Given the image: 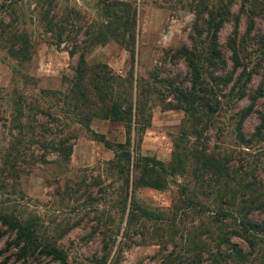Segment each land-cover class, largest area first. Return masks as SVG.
I'll list each match as a JSON object with an SVG mask.
<instances>
[{"label":"rangeland","instance_id":"obj_1","mask_svg":"<svg viewBox=\"0 0 264 264\" xmlns=\"http://www.w3.org/2000/svg\"><path fill=\"white\" fill-rule=\"evenodd\" d=\"M103 1L56 0L58 7L55 13L61 18L69 14V10H74L79 14L76 17L72 15L77 19L75 25L84 28L101 22ZM118 1L131 3L136 9L132 69L134 80L143 88L151 109V126L143 135L141 154L167 164L171 158L172 139L179 132L185 116L181 110L166 109L173 98L160 81L177 77L178 80H186L189 77L185 64L170 62L166 53L182 47L191 49V39L195 37L193 0ZM235 2L233 12L237 14L241 0ZM13 9L16 24L25 28L32 38L33 52L31 61L18 65L6 51L0 49V166L14 143L13 139L19 136L12 126L17 103L24 117L19 118V122H28L25 116L34 120L37 137L41 134L39 125L53 128L56 124L52 118L49 120L42 114L44 111L65 122L61 112L63 105L57 100L58 92L65 91V79L72 77L78 59V55L71 57L68 54L74 45L72 40H66L59 47L53 44L51 35L45 30L47 22L41 18L42 10L35 6L34 0H22ZM10 12L7 7L0 9V15L6 20ZM245 30L246 20L241 18L238 35L242 36ZM255 30L256 33H264V17L256 19ZM220 36L224 56L228 58L230 53L226 41L234 36L232 23L224 26ZM240 56L246 72L253 71L247 87L251 96L263 81L264 62L259 60L258 48L252 42L240 48ZM86 61L89 64H107L119 76H125L130 69L129 53L115 43L93 48L86 54ZM241 71L239 69L234 73L231 64L227 76L233 72L234 79H237ZM230 88L231 84L218 88L220 110L211 117L201 143L231 154L237 161V169L243 166L239 170L242 175L255 177L257 194L254 195L255 207L251 209L250 219L261 224L263 231L255 235L253 248L238 236L231 235L239 229V221L222 217L220 213L226 206L219 205L206 184L200 183L190 173L177 178L164 191L143 188L131 192L129 189L128 204L133 196L143 208L162 215L153 217L152 221L139 218L128 229L129 205L123 212L120 204L121 197L125 195L123 178L118 170L107 165L113 158V152L92 141L85 130L72 121H67L74 135L69 142L72 154L67 163L62 162L50 147L46 149L42 146L45 143L39 146L26 138L20 140V161L26 162L24 166L18 164L24 168L14 190L11 187L13 179L7 174L1 177L4 184L0 188V208L35 220L42 237L55 242L68 261L74 264H162L167 256L174 257L180 247H183V257H187L188 246L185 248L183 245L193 235L197 243V238H200L205 244L213 246V240L220 233L231 236V243L244 252H251L246 263L229 260L221 264H264V208L257 207L259 201H264V131L255 135L260 116L264 115V93L257 98L253 113L244 121L243 131L245 137L251 140V146L242 148L234 128L238 112L250 103L248 99L235 101ZM36 106L40 109L38 112L34 110ZM92 129L112 142L122 143L125 140L119 123L94 119ZM17 155L16 150H12L9 159L15 160ZM42 156L46 163L36 162ZM26 163L31 165L26 166ZM244 169L247 174L243 173ZM187 198L193 203H187ZM238 210L234 206L233 211L237 213ZM234 216L237 214L234 213ZM11 240L9 234H0V264H22L15 250L7 247ZM207 257L205 255L204 259ZM27 264L58 263L50 257L37 256Z\"/></svg>","mask_w":264,"mask_h":264},{"label":"trees","instance_id":"obj_2","mask_svg":"<svg viewBox=\"0 0 264 264\" xmlns=\"http://www.w3.org/2000/svg\"><path fill=\"white\" fill-rule=\"evenodd\" d=\"M0 1V9L4 10L7 7L11 10L6 17L7 20L0 15V49L6 51L18 65L29 62L33 52L32 38L28 36L25 28L16 24L13 17L14 5L22 0ZM34 4L42 10L41 18L47 22L45 30L51 35L53 44L59 47L66 40H72L74 45L68 54L71 57L78 55L73 75L65 79L67 87L64 92H58L57 97L63 105L61 112L66 123L44 111L42 114L49 120L52 118L56 124L53 128L39 125L41 134L37 137L34 120H29V117L25 116L28 122L24 124L19 122V118L24 117L20 104L17 103L18 108L15 109L16 115L12 118V126L19 136L13 139L14 143L6 152L0 166V179L7 174L13 179L12 190L18 186L21 169L24 168L18 164L23 165L26 162L20 161L22 157L19 145L23 138L39 146L45 143L42 146L46 149L50 147L57 152L62 162L67 163L72 154L69 142L74 138L67 121H72L83 128L92 141L113 152V158L107 165L118 170L123 178L125 195L120 201L123 212L128 204L129 189L131 192L143 188L164 191L177 178L190 173L200 183L206 184V188L211 190L213 198L219 205L222 203L226 206L220 213L222 217L239 221L237 225L239 231H234L231 235L238 236L253 248L255 235L263 231L261 224L250 219L251 209L255 207L254 195L257 194L255 177L242 175L239 170H242L243 166L240 165L241 169H237V161L233 160L231 154L228 155L219 148H209L207 143H201V139L208 130L211 117L220 110L218 88L220 86L226 88L231 84L230 93L234 100L248 99L250 103L238 112L234 131L242 148L251 146V140L245 137L243 124L253 113L257 98L264 93V77L258 90L251 96L248 95L247 87L253 71L246 72L240 48L252 42L258 48L261 56L259 60L264 62V33L254 31L256 19L264 17V0H241L237 14L233 12L235 0H193L195 37L191 39V49L182 47L166 53V58L170 62L185 64L189 77L186 80H178L177 77L160 81L164 88L169 89V96L173 98L166 109L181 110L185 116L179 132L172 139L171 158L167 164L155 157L141 154L143 135L151 126V109L143 88L134 80L132 69L136 40V9L133 5L118 0H105L101 3V22L82 28L75 25L77 19L72 15L76 17L79 14L74 10H69V14L61 18L58 17L55 13L58 7L56 0H34ZM241 18L246 20V30L239 36ZM229 23L233 25L234 36L226 41L230 53L226 58L220 43V35L224 26ZM253 32L254 35H251ZM79 36L81 39H78ZM109 43H115L129 53L130 69L125 76L114 73L107 64H89L86 61V54L89 51ZM231 64L234 73L242 69L237 79H234L233 72L227 76L228 66ZM205 76L208 79L204 78ZM34 110L38 112L40 109L36 106ZM94 119L119 123L124 131V142H112L104 134L95 132L92 129ZM261 131H264L263 114L260 116V124L256 127L255 135H260ZM12 150L19 154L15 160L9 159L12 157ZM44 158L42 156L36 162L44 164L46 163ZM30 165L26 163V166ZM243 173L247 174L248 171L244 169ZM3 184L4 182L0 180V188H3ZM186 202L193 203V200L187 198ZM128 205V229H131L139 218L152 221L153 217L162 215L143 208L133 196ZM234 206L239 209L237 213L233 211ZM257 207L263 209L264 201H259ZM234 213L237 214L236 217ZM0 230L1 235L9 234L12 237L7 247L15 250L22 264H27L37 256L50 257L58 264H74L68 261L64 251L57 247L55 242L52 243L42 237L43 234L40 233L35 220L0 208ZM192 237L183 245L185 248L188 246L187 257H183L184 254L181 253L183 247H180V251L174 257L167 256L162 260L164 262L162 264H221L222 261L229 260L246 263L251 255V252H244L242 248L233 245L230 241L231 236L228 235L217 234L213 246L210 243L205 244L200 238H197L199 239L197 243L196 237L194 235ZM205 255H208L207 259H204Z\"/></svg>","mask_w":264,"mask_h":264}]
</instances>
